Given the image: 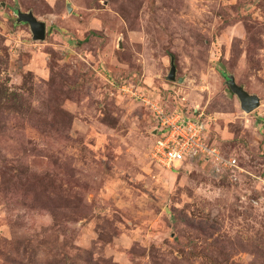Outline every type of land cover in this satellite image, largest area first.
<instances>
[{
    "label": "rangeland",
    "instance_id": "1",
    "mask_svg": "<svg viewBox=\"0 0 264 264\" xmlns=\"http://www.w3.org/2000/svg\"><path fill=\"white\" fill-rule=\"evenodd\" d=\"M147 100L237 166L156 162ZM0 264H264V0H0Z\"/></svg>",
    "mask_w": 264,
    "mask_h": 264
},
{
    "label": "built area",
    "instance_id": "2",
    "mask_svg": "<svg viewBox=\"0 0 264 264\" xmlns=\"http://www.w3.org/2000/svg\"><path fill=\"white\" fill-rule=\"evenodd\" d=\"M147 103L162 122L161 133L151 151L156 162L172 167L188 158L192 161L204 159L209 161L215 173L237 166L235 156L225 155L216 143L210 141L204 112L198 111L195 118H186L179 108L168 111L160 109L152 100H147Z\"/></svg>",
    "mask_w": 264,
    "mask_h": 264
},
{
    "label": "water",
    "instance_id": "3",
    "mask_svg": "<svg viewBox=\"0 0 264 264\" xmlns=\"http://www.w3.org/2000/svg\"><path fill=\"white\" fill-rule=\"evenodd\" d=\"M18 20L20 22H26L29 24L34 39L44 38L46 34V23L39 20L32 12H22L18 13ZM176 66L174 64V59L172 58V65L168 77L170 79H175ZM227 82L231 86L232 90L236 93L240 100L241 107L246 112H251L255 109L259 103L260 98L254 93H250L244 88L243 85H240L236 82L234 76L230 75L227 77Z\"/></svg>",
    "mask_w": 264,
    "mask_h": 264
},
{
    "label": "trees",
    "instance_id": "4",
    "mask_svg": "<svg viewBox=\"0 0 264 264\" xmlns=\"http://www.w3.org/2000/svg\"><path fill=\"white\" fill-rule=\"evenodd\" d=\"M179 110H180V112H182L183 114H184V116L186 117V118H189V117H196V115H198V111L199 110H197V111H195V110H192V112H191V114L189 113V112H187V111H184L183 109H180L179 108ZM203 161H205V162H207L208 164H210L209 163V161H206V160H204V159H202ZM202 160H200V161H202Z\"/></svg>",
    "mask_w": 264,
    "mask_h": 264
},
{
    "label": "clouds",
    "instance_id": "5",
    "mask_svg": "<svg viewBox=\"0 0 264 264\" xmlns=\"http://www.w3.org/2000/svg\"><path fill=\"white\" fill-rule=\"evenodd\" d=\"M207 122V121H206ZM207 126H208V122H207Z\"/></svg>",
    "mask_w": 264,
    "mask_h": 264
}]
</instances>
